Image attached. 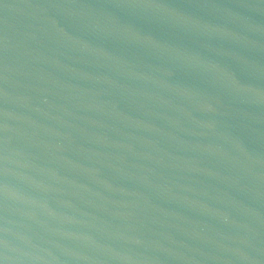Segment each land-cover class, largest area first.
Segmentation results:
<instances>
[{
	"label": "water",
	"instance_id": "water-1",
	"mask_svg": "<svg viewBox=\"0 0 264 264\" xmlns=\"http://www.w3.org/2000/svg\"><path fill=\"white\" fill-rule=\"evenodd\" d=\"M0 264H264V0H0Z\"/></svg>",
	"mask_w": 264,
	"mask_h": 264
}]
</instances>
